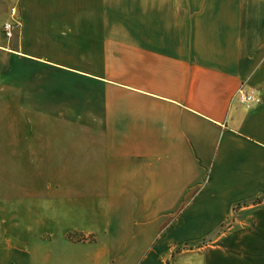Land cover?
I'll return each mask as SVG.
<instances>
[{"label":"crops","instance_id":"1","mask_svg":"<svg viewBox=\"0 0 264 264\" xmlns=\"http://www.w3.org/2000/svg\"><path fill=\"white\" fill-rule=\"evenodd\" d=\"M4 1L0 264H168L165 243L151 244L167 202L190 188L168 236L208 235L230 219L203 264H264V0H142L120 17L20 0L12 39ZM71 80L105 98H71L85 92ZM241 84L261 103H240ZM38 107L54 108L60 128L30 134L45 141L29 147V168L46 178L8 179L26 168L21 115ZM183 250L175 258L200 257Z\"/></svg>","mask_w":264,"mask_h":264},{"label":"rangeland","instance_id":"2","mask_svg":"<svg viewBox=\"0 0 264 264\" xmlns=\"http://www.w3.org/2000/svg\"><path fill=\"white\" fill-rule=\"evenodd\" d=\"M5 8L6 10H9L8 8L12 6H16L19 11L20 15V24L15 28L12 38L16 35V33L19 32L20 26L22 23V12L20 7V0H5ZM70 3H77V2H85L86 4H99L102 6V9H109L111 8L112 14H117L118 17H120L121 14H125L126 11L129 9H132L131 7L140 8L142 5V0H68ZM10 6V7H9ZM106 10V11H107ZM108 12V11H107ZM4 34V32H3ZM11 38V39H12ZM79 83L83 86H85V92H75L71 91L69 92L71 95V98L77 97V98H84L85 100L92 102L93 100H101L105 98V94L103 92V89H98L94 82H91L90 80L85 81H74L71 80V84ZM83 83V84H82ZM40 96V95H39ZM80 96V97H79ZM54 108L51 107H38V114L36 115H30L26 114L24 111L21 115V131L23 133H27L28 135H23L20 142L22 143L23 152L20 156L21 162L25 164L26 168L21 169H11L7 170L5 172V177L8 179H25V178H39L43 179L46 178V172L45 171H35L31 170L29 168V162L32 156L29 153V147L35 143H40L45 140H38L31 137V133L33 132H46L48 130L53 129H60L58 126H56V123L53 121V118L51 117V114H53ZM65 110L69 113L70 120L76 119V109L75 108H65ZM60 111V109H59ZM77 120V119H76ZM92 125V124H90ZM70 129H74L73 126H76V124L69 123ZM199 188H190L188 193H182L176 200H172L170 202H167V209H166V218L163 219V223L160 226V229L158 233L155 236V240L153 241V244H151L150 250H153L156 242L158 240H162L164 244V251L163 254L165 255V259L168 262V264H203L201 253L204 248L209 247L211 245L218 244L221 240V238L229 232V226L231 225V220L225 221L221 228L214 233L208 234V235H195V234H185L182 236H178L171 238L168 236L169 226L173 222L176 216H178L182 211L186 209L188 206V203L192 200V198L196 195ZM262 200L264 198H261ZM257 200V199H256ZM259 200H257L258 202ZM256 202V201H255ZM152 221V220H151ZM201 221V220H200ZM185 242H188L187 245H185ZM190 245H192V249H190ZM184 247V252L192 253L195 252L200 255V257H194L195 259L191 260L189 256L183 255L176 257L177 249ZM177 248V249H176ZM187 253V254H188ZM191 260V261H190Z\"/></svg>","mask_w":264,"mask_h":264},{"label":"built area","instance_id":"3","mask_svg":"<svg viewBox=\"0 0 264 264\" xmlns=\"http://www.w3.org/2000/svg\"><path fill=\"white\" fill-rule=\"evenodd\" d=\"M20 24V15L18 8L12 6L9 8V18L3 24V32L7 39H11L15 28ZM237 99L240 103L247 107L255 106L261 103L260 94L254 90L247 88L245 84H241L237 91Z\"/></svg>","mask_w":264,"mask_h":264},{"label":"trees","instance_id":"4","mask_svg":"<svg viewBox=\"0 0 264 264\" xmlns=\"http://www.w3.org/2000/svg\"><path fill=\"white\" fill-rule=\"evenodd\" d=\"M259 200H260V199H259ZM69 237H71V235H69ZM77 239H78V240H84L85 237H84V236H78ZM180 249H181V248H178V249H177V252L180 251Z\"/></svg>","mask_w":264,"mask_h":264}]
</instances>
